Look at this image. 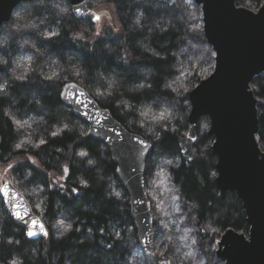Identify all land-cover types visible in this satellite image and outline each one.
<instances>
[{"label": "trees", "instance_id": "16d2710c", "mask_svg": "<svg viewBox=\"0 0 264 264\" xmlns=\"http://www.w3.org/2000/svg\"><path fill=\"white\" fill-rule=\"evenodd\" d=\"M56 1L65 3L67 13L60 11ZM94 2L90 0L88 9ZM107 2L114 9L117 34L104 29L93 38V23L74 19L67 0L22 4L16 9L22 19L0 29L1 37L9 28L18 29L0 47V56H10L12 66L20 65L18 74H27L21 83L0 67L4 69L0 89H6L0 91V166H16L10 171L13 186L49 231L44 239L27 240L0 203V264L14 255L21 264H125L126 244L136 241L129 201L115 177V165L101 144L85 138L87 127L60 101L66 83L80 86L129 133L152 145L145 168L150 203L155 166L172 161L168 175L184 202L195 208L197 241L213 244L227 230L248 234L241 203L229 194L221 200L214 186L213 140L200 133V126L208 121L198 123L194 142L186 137L187 95L214 68V57L209 67L212 50L203 36L200 7L190 0L176 1L172 7L155 0ZM263 2L238 0L236 6L254 12ZM47 76L52 80L45 79ZM250 88L256 89L252 92L259 112L264 104V75L255 78ZM99 92L105 95L97 96ZM67 121L74 131L64 127ZM52 132L58 135L54 138ZM263 135L264 115L258 118V145L263 143ZM40 140L46 144L38 149ZM81 150L89 152L93 164L78 156ZM65 166L71 169L67 179L62 172ZM81 180L89 187H81ZM74 186L81 195L71 193ZM115 191H121L123 197L117 199ZM61 220L71 222L73 228L59 235L56 230ZM115 232L123 235L116 239ZM8 238L20 244L8 245ZM108 244L114 247L109 249ZM151 260L178 264L172 253Z\"/></svg>", "mask_w": 264, "mask_h": 264}, {"label": "water", "instance_id": "95a60500", "mask_svg": "<svg viewBox=\"0 0 264 264\" xmlns=\"http://www.w3.org/2000/svg\"><path fill=\"white\" fill-rule=\"evenodd\" d=\"M36 1L44 0H0V29L10 22V13L22 3ZM67 1L74 19L90 21L89 14L94 13L87 8L90 0ZM155 1L172 7L176 1L185 0ZM190 1L200 7L203 36L215 56L212 73L187 95L190 110L186 120V137L194 142L198 123L202 120L210 123L207 136L213 140L210 152L216 161L214 186L221 200L227 194L237 198L249 228L247 236L232 230L225 231L216 243L215 256L223 264H264V153L256 140L258 101L253 92L247 91L249 82L264 75V2L256 12H252L237 7L238 0ZM77 9L82 15L76 14ZM67 84L73 83L64 84L60 92L65 90L64 86ZM75 85L76 90L84 91L87 98L92 99L84 89ZM60 101L69 110L61 98ZM97 109L102 122L121 132L125 141L129 137L143 139L129 133L107 110L100 108L94 101L89 110ZM70 112L78 121L84 119L77 117L74 111ZM104 117L108 119L104 120ZM84 125L87 127V122ZM88 131L87 127L86 133ZM85 138L101 144L109 154L116 167L115 177L129 201L130 218L139 248L143 254L154 256L155 233L151 203L145 193V165H136L138 170L133 172L131 169L134 162L118 159L99 136L86 135ZM150 152L151 150L148 156ZM121 166L125 172L117 171ZM6 182L10 186L9 190L18 197L16 202L20 204V210L30 213L29 220L42 222L10 181L5 180L0 186ZM2 205L8 218L25 231L23 223L10 218L11 205ZM145 219L151 224L144 223ZM44 238L37 237L30 241ZM145 239L151 243H143Z\"/></svg>", "mask_w": 264, "mask_h": 264}, {"label": "rangeland", "instance_id": "374dc122", "mask_svg": "<svg viewBox=\"0 0 264 264\" xmlns=\"http://www.w3.org/2000/svg\"><path fill=\"white\" fill-rule=\"evenodd\" d=\"M56 4L63 9V11H60L67 13L65 3L56 1ZM89 10L102 18L98 24L93 23L95 27L93 38H95V35L98 36L104 29H109L114 34L118 33L119 27L114 9L107 0H95ZM14 36V33H3V36H0V42L11 41ZM260 105L264 109V104ZM205 124L203 123L200 126L201 134H207L204 131ZM259 146L262 153H264V135L263 143H260ZM7 166L8 164L0 166V185L5 180L12 183L10 171H5ZM161 168L164 169L163 173L160 171ZM155 169L148 193L151 200V214L155 233V255L161 258L164 254H175L178 264H223L215 256L216 243L220 238L213 244L195 239V208L184 202L179 190L171 184L168 175L169 164L166 162L159 163L155 166ZM174 197H178V199H174ZM56 233L59 235L64 234V228L60 226ZM125 248L128 253L125 264H154L151 258L155 255L150 257L143 254L137 239L136 241L129 240Z\"/></svg>", "mask_w": 264, "mask_h": 264}, {"label": "snow or ice", "instance_id": "6c2138e0", "mask_svg": "<svg viewBox=\"0 0 264 264\" xmlns=\"http://www.w3.org/2000/svg\"><path fill=\"white\" fill-rule=\"evenodd\" d=\"M63 11V9H61ZM77 15H82L79 9L76 10ZM90 23H99L101 21V16L96 15L94 13H90ZM137 24H140V19L136 20ZM56 34H53V36ZM3 68H0V71H3ZM76 75L79 77L81 75L80 71L76 72ZM45 79L51 81L52 76H47ZM67 79V77H66ZM24 81L22 80L21 83ZM65 90L60 92V98L62 101L65 102V105L69 107L70 111H74L77 114V117H83L84 119L80 121L81 125H83L85 122H87V127L89 128V131L87 133H84V135H97L99 136L105 143L106 146H108L111 150V152L121 160H131L133 161L132 171L135 172L138 170L136 165L138 164H144L145 168H147V162H148V153L152 148V145L147 143L144 139H141L139 137H129L127 141L123 138V134L119 131H117L115 128H113L111 125L103 123L102 119L100 117L99 110L96 111H90L89 108L94 104V101L92 99H88L85 92L80 90H76V85L73 84H67L64 86ZM0 91H6V89H0ZM105 93L99 92L97 93V96H104ZM126 107L131 108V105H126ZM104 120L108 119L107 117L103 118ZM71 121L65 122L64 127L67 128L70 131H74L75 127H69L71 125ZM167 131V129H164ZM81 131H83V128H81ZM58 134L56 132H52V136L55 138ZM46 144L45 140H40L39 143L36 145L38 149L42 148L43 145ZM19 148V145H17ZM77 147H81V145H77ZM78 156L83 160L84 158H88V163L91 165L93 164V160L89 157V152L85 150H81L78 152ZM29 160L31 161V157H29ZM34 163V161H32ZM168 164H171L172 161H167ZM15 165L8 164L5 171H14ZM118 172H125V169L123 166H121L119 169H117ZM161 173H163L164 169L161 168ZM63 178L67 179L71 175V169L68 166L63 167ZM55 182H53L54 184ZM80 185L83 188H88L89 185L85 180L80 181ZM47 185H45V188ZM63 187V185H61ZM10 186L8 184H3L0 186V203H3L5 205H11L10 209V218L23 223L25 226V231L23 235L29 239H35L37 237H48L49 231L46 228V226L42 222H37L35 219L29 220L30 213L27 211L22 212L20 210V204L16 201L18 200V197H16L10 190ZM71 193L75 196L81 195L80 188L72 187ZM114 195L117 199H121L123 197V193L121 191H115ZM174 199H178V197H174ZM136 203H143L142 201H136ZM144 223L151 224V222L144 220ZM59 224L64 228L65 232H68L72 230L73 225L71 222L65 224L64 220H61ZM39 229V231H37ZM150 230V229H149ZM123 235L122 232H115V238L119 239ZM103 236V231L101 232V237ZM143 243L150 244L151 241L145 239ZM0 244H2V240H0ZM19 240L11 239L9 245H19ZM107 247L111 249L114 247L113 244H108ZM11 251V250H10Z\"/></svg>", "mask_w": 264, "mask_h": 264}, {"label": "clouds", "instance_id": "9594fccd", "mask_svg": "<svg viewBox=\"0 0 264 264\" xmlns=\"http://www.w3.org/2000/svg\"><path fill=\"white\" fill-rule=\"evenodd\" d=\"M24 4V3H22ZM21 4V5H22ZM20 5V7H21ZM190 7H194V4H190ZM143 14L141 13V16ZM19 19H22L21 17V12L20 10H14L13 12L10 13V21H16V20H19ZM139 19V18H137ZM7 31L11 34V33H14L15 31H18V29H16L15 27H12V28H9L7 29ZM55 34V33H53ZM52 34V35H53ZM7 44V41H5L3 44H0V47H4L6 46ZM208 55H210L211 57V60H210V63H209V67H212V57L215 56V52H210L208 53ZM0 67H4L7 69V71L9 72L10 74V78L12 80H16V81H25L26 77H27V74H23V75H20L18 74V71L20 69V65L19 64H15V66H12L11 65V57L10 56H0ZM252 82H249L248 86H247V91L249 93H251L252 91H256V89H250L249 88V85H251ZM117 104H119V102H117ZM264 115V109H261V111L257 112V117L259 118L260 116ZM131 123V121H130ZM141 127H143L141 125ZM209 129H210V123L209 124H205L204 125V131L205 132H209ZM157 138L158 135H157ZM215 175V173H213V176ZM5 184H8L7 182ZM12 238H8L6 243L9 245L10 244V241H11ZM3 264H21V261L19 260L18 257H16L15 255L11 258H8L6 259Z\"/></svg>", "mask_w": 264, "mask_h": 264}]
</instances>
